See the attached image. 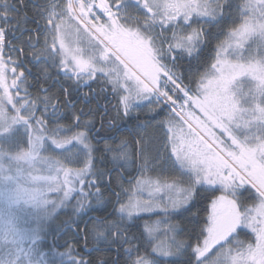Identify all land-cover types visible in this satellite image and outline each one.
<instances>
[{
  "label": "snow or ice",
  "instance_id": "6c2138e0",
  "mask_svg": "<svg viewBox=\"0 0 264 264\" xmlns=\"http://www.w3.org/2000/svg\"><path fill=\"white\" fill-rule=\"evenodd\" d=\"M0 7V19L6 22L15 8L6 0ZM38 14L43 25L37 22L35 30L22 28L21 35L43 29L41 56L66 80L77 87L99 80L100 92L110 88L108 95L117 100L113 107L118 114L127 116L144 102L149 112L167 113L156 125L166 137L164 153L151 169L140 166L142 174L134 184L129 181L130 189L121 187L114 193L119 206L114 205L113 214L131 221L159 209L171 216L186 210L200 189L221 193L213 196L204 223L189 232L188 240L176 239L184 231L178 224L160 220L145 224L151 253L132 259L138 249L130 245L124 264H161L157 257L185 254L186 264H264V0L239 4L232 0H68L66 4L46 0ZM228 18L233 26L217 45L213 62H204L203 71L189 70L184 83L178 58L187 54L199 61L198 48L207 43L208 33L200 21L220 24ZM7 31L0 28V138L19 136L16 142L22 151L17 158L33 166L29 179L44 189L32 199L57 210L78 194L79 212L89 203L88 197L99 202L102 192L97 185L105 182V171L94 170L96 149L89 139L94 121H81L87 112L80 109L70 115V126H48L47 117L61 115L58 98L55 102L47 94L33 98L28 92L23 70L18 74V62L11 59L17 48L6 41ZM33 39L38 42V35H30L26 42ZM9 65L14 66L9 69ZM40 91L48 90L41 87ZM64 93L71 96L68 89ZM64 103L75 108L68 99ZM153 103L156 107H151ZM82 126L86 130L72 132ZM103 129L102 122L94 135ZM107 129L115 131V125L109 123ZM68 132L72 134L61 136ZM49 145L62 154L45 155ZM105 150L113 151L107 145ZM116 159L128 160L127 153L114 155ZM149 171L167 175L153 179L146 175ZM29 195L26 189L18 190L17 199ZM124 195L128 199L121 203ZM192 216L199 217V210ZM106 227L114 229L112 243L135 239L122 235L116 223ZM161 231L163 237L158 239ZM242 232H250L254 242L240 240ZM215 248L221 251L209 259ZM59 255L70 257L71 264H87L72 257L71 249Z\"/></svg>",
  "mask_w": 264,
  "mask_h": 264
},
{
  "label": "trees",
  "instance_id": "16d2710c",
  "mask_svg": "<svg viewBox=\"0 0 264 264\" xmlns=\"http://www.w3.org/2000/svg\"><path fill=\"white\" fill-rule=\"evenodd\" d=\"M240 1L232 0V3L239 4ZM3 2L4 0H0V5ZM9 2V6H14L15 10L9 14V16H13L14 20L11 22L10 30L6 32V41H13V44L22 50V54L18 50L14 52L18 60L19 69L24 71L27 69L32 73L33 76L30 77L35 85L36 92L40 94L41 87L45 88L50 84L52 71L59 69L50 60L48 62L44 60H40L37 63L34 62L35 65L33 66L31 61H35L41 55V52H38L39 50L36 49L27 50L26 43L18 39L17 35L25 26L36 28L37 22L43 25V20H41L38 13L42 10V6L46 3V0H23V3H21V0H11ZM2 12V7H0V13ZM4 24H6L5 21L0 19V28H3ZM230 27H232L231 18L222 21L220 24L207 23L205 25V31L208 33L207 43L198 48L197 55L199 61L195 58H189L185 54L186 60L179 66L180 70L185 74L184 83L188 82L186 77L189 70L203 71L204 62H207L208 65L211 64L212 58L216 54L217 45L219 44L218 40L226 36L223 30H227ZM30 35L33 37V34ZM3 54L7 59L8 52H4ZM55 86L57 87L58 85L55 84ZM70 92L72 93V90ZM52 93L62 97L63 88L57 87ZM88 93L91 94L90 91ZM69 98L74 100L76 95L72 94ZM116 103L117 100L115 99L112 104L114 105ZM138 106L139 103L135 108L138 109ZM148 108L149 106L140 107L137 113H134L133 108L125 116L122 111L118 114L117 110L113 107L109 110V115L103 117L105 131L99 132L98 136H103L104 138L98 142L95 141L91 133L89 134V139L96 149L94 155L97 162L94 170L105 171V182L97 185L102 192V197L99 202L95 197H88L89 203L80 209L79 213L72 207H66L58 214H55L58 222L46 232L43 241L46 242L47 239H50L54 243L60 242L63 244L61 246L62 249L69 245L72 251V257L81 259L87 262V264H124L127 259L125 249L130 245L138 249V251L134 250L132 252V259H135L137 255L147 256L151 253L152 245L146 243L147 236L144 232L145 224L149 221H168L180 225L181 228H184V231L178 234L180 240H188L190 238L189 232L194 231L200 224L204 223L208 205L218 191L213 192L210 189H200L196 198L187 206L186 210L177 212L171 216H164L160 211H156L150 215L140 214L137 218L130 221L127 218L122 220L119 214H113L114 205L115 207L119 206L115 203L116 198L114 193L121 191L120 187L123 186L127 178L135 176L138 164L141 165L144 160L152 164V160L155 159L157 153V143H162L163 131L157 128L156 125L158 122L166 119V113L165 111H161L159 115H156L153 112H149ZM88 110H91L89 117L97 120L99 115L96 111L99 109L94 105L90 108L87 106L85 112ZM109 123L115 125V131L107 130ZM185 130L187 129L185 128ZM151 138L154 143L150 141ZM121 141H126V143L121 145ZM106 145L113 151H106ZM120 152L127 153L128 160L116 159L117 162L113 161V156L118 155ZM102 159L107 162L100 163L99 161ZM108 169L112 170L109 172ZM109 180L110 184L107 183ZM117 185H120V187H117ZM125 201L126 198L123 196L120 202L123 203ZM198 210L199 217H193L192 213ZM91 214L94 218L88 222L85 221L86 216ZM112 223L118 224L121 228L122 235L135 237V239H130L124 243H112V231L114 229H108L106 227ZM100 231L105 233L103 237L97 235V232ZM240 235L243 239L249 237V234L244 232ZM191 239L195 243V236H192ZM57 248L61 249L60 246H57ZM68 250L67 248L63 251L67 252ZM188 251L190 252L191 249ZM157 258L161 261V264H186L187 255L172 256L166 259Z\"/></svg>",
  "mask_w": 264,
  "mask_h": 264
},
{
  "label": "rangeland",
  "instance_id": "374dc122",
  "mask_svg": "<svg viewBox=\"0 0 264 264\" xmlns=\"http://www.w3.org/2000/svg\"><path fill=\"white\" fill-rule=\"evenodd\" d=\"M67 2L68 0H63V2L60 1V3L62 4H66ZM241 2L242 0L240 1V3ZM229 29L223 30V33L227 34ZM225 39L226 36L225 38H220L218 40V43L224 41ZM212 62L213 60L211 61V63ZM197 114L199 115V113ZM65 135H69V134L68 133L61 134V136H65ZM162 135H163L162 143L160 144L157 143V153L155 159L152 160V164L144 160V162H142L141 165L147 164L148 168L151 169L154 163L159 162L160 156L164 153V140L166 139V137L164 136V132H162ZM17 138L19 140V136H17ZM150 141L154 143L152 138ZM13 144L14 145L17 144L14 138H13ZM17 148L20 150L21 153L22 146L18 144ZM167 150L168 153L170 154L171 152L170 145L168 146ZM16 161L19 162L16 168L20 176L15 177L14 183H17L19 185L21 184L26 185L27 187H29V192L31 195H38V193L40 191H43L44 189L42 185L33 184L29 179V174L33 171V166L29 165L26 161L22 159L17 158ZM141 165L138 164V168H137V172L135 173V176H131L130 178L126 177L127 179L123 184V186H121L122 188L130 189L132 187V184L135 183V177L141 176L142 174L140 170ZM146 175L155 179L158 175L161 178H163L164 176L167 175V173H160L158 171H149L146 173ZM6 178H10V176H6ZM130 180L132 181V184H130L129 182ZM7 184L8 181L4 177L3 186L7 187ZM10 185L12 187L14 186L12 184ZM19 190H22V187H20ZM7 194H11V192L8 191ZM220 194L221 193L218 191V193L214 196ZM124 196L127 201L128 196L127 195ZM53 198L54 197L49 196L47 199L51 200ZM78 198H79L78 194L74 195L73 197L70 198L71 202L67 204V206L58 208L57 210H55L50 204L42 203L41 200L37 198V199H31L28 205L18 206L17 204L16 207H14L12 210H7L6 212H4L3 213L4 227L0 226V238L5 237L8 241L10 240L11 242L8 243V245H4L6 241L4 239H0V264H16V259L22 261L17 264H71L70 257L59 255L60 253L65 252L63 251L64 249L67 248L70 249L69 245L64 247V249H62L61 246L63 244H61L60 242L54 243L50 239H47V241L45 242L43 241V239L44 236H46V232H48L50 228L53 227L54 224L58 222V219L56 218L55 214H58L61 210H64V208L66 207L68 208L72 207L77 212V208H79V204L77 202ZM145 198L147 197L145 196ZM10 200L11 198L9 199V201ZM156 211H160L161 214L165 216V214L161 210L157 209L154 212ZM6 214L8 216H6ZM143 215H150V214H143ZM152 222L154 221H149L147 224H151ZM166 223L169 222L168 221L163 222V224ZM163 224L161 225V227H163ZM248 234L249 237L247 239L241 238V235L239 239L243 241L251 240L252 242H254V236H252L250 232ZM33 237L37 238L35 243H33L32 240ZM162 237H163V232L161 231L160 236L157 238L159 239ZM176 239L180 240L179 235L176 236ZM3 241L4 244H2ZM57 246H60L61 249L57 248ZM232 246L234 247V245ZM225 247H228V245H226ZM220 251H221L220 248H215L212 251L209 259L215 258ZM159 258L166 259L165 257H159ZM220 259L223 260V257H220Z\"/></svg>",
  "mask_w": 264,
  "mask_h": 264
},
{
  "label": "flooded vegetation",
  "instance_id": "af4514ba",
  "mask_svg": "<svg viewBox=\"0 0 264 264\" xmlns=\"http://www.w3.org/2000/svg\"><path fill=\"white\" fill-rule=\"evenodd\" d=\"M9 1H11V0H6L7 3ZM4 2H5V0H4ZM129 3H131V0H129ZM2 10H3V8H2ZM10 13H12V12H10ZM12 20H14L13 16H9V18L5 22L6 24L3 25V28L10 30ZM200 23H203V28L205 30V25L207 24V22L200 21ZM193 26L198 27L199 23L196 25H193ZM36 28L25 26L23 29L35 30ZM30 34H33L34 38L37 37V35H38V42L35 39H33V42H31V43L26 42L28 40V37L30 36ZM169 34H170V32H169ZM15 38H16V36H15ZM17 38L26 43V45L28 47L27 50L28 49L29 50L36 49V50H39L38 52H42V50L45 47V45H44L45 35H44L43 29L41 30V32L39 34L36 31L30 32V31L25 30L22 35H21V30H20V32L17 35ZM49 41H50V38H49ZM10 43L13 44V41L10 40ZM16 48L19 52L22 51L17 46H16ZM4 52H8L7 47H5ZM12 55L13 56L11 57V59L16 60L18 62L16 54L12 53ZM186 56H187V54H186ZM39 57L41 58L42 56L40 55V56H38V58H36L35 61H33V60L31 61L33 63V66L35 65L34 62L37 63ZM185 60H186L185 56L183 57V59L178 58L179 66L182 65L185 62ZM44 61L48 62L49 60L45 59ZM13 66L14 65H9L10 69ZM50 66H52V65L50 64ZM20 70H22V69H19V66H16V72L18 74L21 72ZM177 70L179 72H182L180 70V68H178ZM23 72H24V80H25L26 86H28V92H30L32 94L33 98H35L37 96L43 97L46 94L51 96L53 98L54 102L58 98L59 113L61 115H60V117H58L56 119H53L50 116L47 117L48 122H49L48 123L49 127H55L57 124L63 125L65 127L70 126L72 124V120L69 117L73 112L78 111L80 109L85 110V108L87 106H89V108H90V107H93L95 105L99 109L96 111V113H98V115H99L98 119L95 120L93 118H90L89 116L91 115V112L88 110V111H86L87 114L81 117V121L93 120L94 121V127L92 128V133H91L92 137L95 138V141H98V142L104 138L103 136H98L99 133L97 135H94V133H96L98 129H101L103 117L105 115L108 116L109 110H111L113 108L112 103H113V101H115V99L111 98L108 95V91H110V88H108L107 91H105L104 93H101L100 88L102 87V83L99 80L96 81L95 83H91L90 86L88 84H85L83 87H77L76 85L73 84L72 80H66L65 77L63 76V74L60 73L59 70H55V71H52V73H51L52 78H51L50 84L45 87L48 90L47 93L41 92L40 94H38L36 92L35 85L31 79V77L33 76L32 73L29 72V70H27V69L25 71L23 70ZM57 81H59V82H57ZM60 82H62V83H60ZM55 84L58 85L57 87L63 88L64 100H63V96L59 97V96L54 95L52 93V91L55 88H57L55 86ZM65 89H68L69 91L72 90L71 95L75 94L76 98L74 100H71L69 97H66L65 93H64ZM73 89H75V90L73 91ZM93 90H94V93H93ZM89 91L91 92L90 97L85 98L84 93H88ZM66 99H68L70 102L75 104L74 109L68 107L64 103ZM40 108L41 109L43 108L42 104L40 105ZM49 111H51V106L49 108ZM36 114L39 116L41 114V112L38 111ZM81 130H86V129H84L82 126L79 129L73 128L72 132L81 131ZM103 131H105V128L99 132H103ZM72 132H68V134L71 135ZM111 136H113V135H111ZM14 140L15 141L18 140L17 136L14 137ZM17 145H18V143L15 145L13 144V139L9 140L8 138H0V226H3V227H4V222H3V213L4 212H6L7 210H12L14 207H16L17 204H18V206L28 205L30 200L32 199L31 194L29 192V187H27L26 185H23V184L19 185L17 183H14L15 177L20 176L18 171H17V168H16L17 164L19 163L18 161H16V159L20 155V150L17 148ZM49 149H50V151L47 153H44L45 155L51 154V155L59 156L62 154L60 152V150L55 149L54 146H49ZM6 176H10V178H6ZM4 177L8 181L7 187L3 186ZM9 183L14 185V186L12 187ZM20 187H22V190L28 189L27 192L30 194L29 197L23 196V197L17 199V192H18ZM8 191L11 192V194H7ZM10 198H11V200L9 201ZM6 216H8V215L6 214ZM92 216H93L92 214L87 215L85 221L88 222L90 219H93L94 217H92ZM0 239H4L6 241L5 244L3 241L2 244H4V245H8V243L11 242L10 240L8 241L5 237H1ZM20 262H22V261L19 259H16V264L20 263Z\"/></svg>",
  "mask_w": 264,
  "mask_h": 264
}]
</instances>
